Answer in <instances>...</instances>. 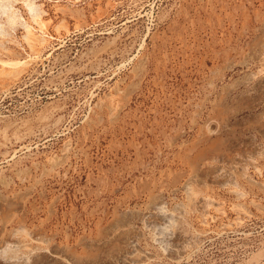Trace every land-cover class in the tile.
Returning <instances> with one entry per match:
<instances>
[{
	"label": "rangeland",
	"instance_id": "rangeland-1",
	"mask_svg": "<svg viewBox=\"0 0 264 264\" xmlns=\"http://www.w3.org/2000/svg\"><path fill=\"white\" fill-rule=\"evenodd\" d=\"M26 1H0V264H264V0H29L40 28Z\"/></svg>",
	"mask_w": 264,
	"mask_h": 264
},
{
	"label": "bare ground",
	"instance_id": "bare-ground-1",
	"mask_svg": "<svg viewBox=\"0 0 264 264\" xmlns=\"http://www.w3.org/2000/svg\"><path fill=\"white\" fill-rule=\"evenodd\" d=\"M0 1H3V0H0ZM4 1H6V0H4ZM31 1H26V7H28L27 9L29 10V8H33V6H32V4L30 3ZM0 9H1V7H0ZM11 9V8H10ZM40 14L41 13H38V12H31V19H32V21L35 23V25L36 24H38V26H39V28L42 26V20H41V18H40ZM6 20H7V23L9 24V25H11V26H15V24L16 23H18V22H20V21H18V18L16 17V15H15V13L14 12H9L8 11V13H7V15H6ZM22 24V23H21ZM8 25V26H9ZM2 26V25H1ZM24 26V29H25V31H26V41H27V44L29 45V47L30 48H33V46L34 45H40L42 42H43V40L41 39V38H39V37H37V36H33V34H32V32H31V29H30V27L28 26V25H26V24H24L23 25ZM44 27V26H43ZM1 29V28H0ZM12 77V76H11ZM1 79V78H0ZM213 124V123H212ZM214 125V124H213ZM219 150V149H218ZM217 157V156H216ZM228 160V159H227ZM229 161H230V159H229ZM204 162V161H203ZM231 162V161H230ZM205 165V164H204ZM203 165V166H204ZM214 165V164H213ZM208 167V166H207ZM211 168V167H210ZM209 170V169H208ZM214 171V170H213ZM216 171V170H215ZM214 171V172H215ZM232 171V170H231ZM212 172V171H211ZM196 173V172H195ZM216 173V172H215ZM230 173V172H229ZM210 174V173H209ZM220 174V173H219ZM234 174V173H233ZM192 175V174H191ZM240 175H241V173H240ZM201 176V175H200ZM213 176V175H212ZM221 176V175H220ZM235 176V175H234ZM189 177V176H188ZM192 177H194V176H192ZM210 177V176H209ZM218 177V176H217ZM226 177V176H225ZM199 178V177H198ZM198 178H197V180H198ZM201 178V177H200ZM227 178V177H226ZM230 179V178H229ZM187 180H189V181H191L190 179H187ZM188 181V182H189ZM200 181V180H199ZM224 181V180H223ZM188 182H187V184L186 185H191V184H188ZM199 183V182H198ZM194 184V183H193ZM202 184V183H201ZM226 184V183H225ZM186 185H185V187H186ZM187 188V194H188V196L186 197L187 199H189L188 201L190 202V204H191V207L194 209V210H196V213H197V211L198 212H200V213H204L205 214V212H207V209L209 210V207H211V208H214V209H216L215 211H217V210H221V209H219V205H217L218 203H214V201L212 200H209L206 196V198H203V196L201 197V196H199V195H201V194H198V192H196L194 189H192L190 186L189 187H186ZM186 193V192H185ZM234 194H236V193H234ZM238 194V193H237ZM241 196V195H240ZM149 202V201H148ZM187 203V202H186ZM192 208H190L191 210H192ZM180 209V208H179ZM189 209V208H188ZM189 209V210H190ZM213 209V210H214ZM175 210V209H174ZM178 210V209H177ZM176 210V211H177ZM234 210L237 212V214H240V213H244L245 211H243L244 209L243 208H241V207H239V206H235L234 207ZM173 211V210H172ZM167 212V211H166ZM185 213V212H184ZM220 213V212H219ZM246 213V212H245ZM171 214V213H170ZM169 214V215H170ZM199 214V213H198ZM172 215V214H171ZM184 215V214H183ZM200 215V214H199ZM244 215V214H243ZM174 216V215H173ZM202 216V215H201ZM205 216V215H204ZM207 216V215H206ZM205 216V217H206ZM176 217V216H175ZM203 217V216H202ZM182 218V217H181ZM180 218V219H181ZM157 219V218H156ZM160 221H165V219L167 220V218H158ZM170 219V218H169ZM168 219V220H169ZM180 219H178L177 218V222L180 224L181 222H179L180 221ZM201 219V218H200ZM204 219V218H203ZM202 219V220H203ZM206 219V218H205ZM171 220V222H172V219H170ZM173 220H175V218H173ZM184 220V219H183ZM240 221V220H239ZM176 222V223H177ZM185 221H183V223H184ZM235 222V221H234ZM169 223V222H168ZM177 223V225L179 226V224ZM201 223H204V221L203 222H201ZM177 228V230L176 231H174V232H172L173 233V236H171L172 237V240L175 242V248L177 249V250H179L180 248H183L184 247V245L186 246V244L187 243H189V234H188V232L187 231H189V230H185L184 229V227H182L181 225L179 226V228L178 227H176ZM186 228V227H185ZM188 229V228H187ZM194 232V231H193ZM201 234V233H200ZM28 235V234H27ZM170 235V234H169ZM190 235H191V233H190ZM192 235H193V233H192ZM191 235V236H192ZM195 235V234H194ZM199 234H197V236H198ZM35 236H32V238H34ZM193 237V236H192ZM24 238V237H23ZM26 238V237H25ZM166 238V237H165ZM201 239H202V237H200ZM199 237L197 238L198 240L197 241H200L199 239H200ZM10 239H11V237H10ZM35 239H36V237H35ZM38 239V238H37ZM167 239V238H166ZM20 240H21V238H20ZM23 240H25V239H23ZM33 240V239H32ZM194 240V239H193ZM8 241V240H7ZM7 241L4 243L5 244V246L3 247V245H2V248L3 249H6V248H10L11 247V244L13 243H7ZM12 241H14V239L12 240ZM34 241V240H33ZM36 241V240H35ZM38 241V240H37ZM36 241V242H37ZM192 241V240H191ZM190 241V242H191ZM30 242V241H29ZM39 242V241H38ZM19 242H17V244L16 245H14L15 247L16 246H19V247H21L20 249H22V248H25L26 246H25V243L24 244H21V242L18 244ZM23 243V242H22ZM192 243V242H191ZM27 244V243H26ZM188 245V244H187ZM189 245H190V243H189ZM192 246H193V244H192ZM30 247V246H29ZM31 248H32V246L29 248L30 250H31ZM179 248V249H178ZM0 249H1V247H0ZM3 249H1V250H3ZM12 249H13V247L11 248V251H12ZM26 249H28V246H27V248H25V250ZM28 249V250H29ZM17 250V249H16ZM24 250V249H23ZM175 250V249H174ZM176 252V251H175ZM22 259V258H21Z\"/></svg>",
	"mask_w": 264,
	"mask_h": 264
},
{
	"label": "clouds",
	"instance_id": "clouds-1",
	"mask_svg": "<svg viewBox=\"0 0 264 264\" xmlns=\"http://www.w3.org/2000/svg\"><path fill=\"white\" fill-rule=\"evenodd\" d=\"M30 13L33 11V8H29Z\"/></svg>",
	"mask_w": 264,
	"mask_h": 264
}]
</instances>
